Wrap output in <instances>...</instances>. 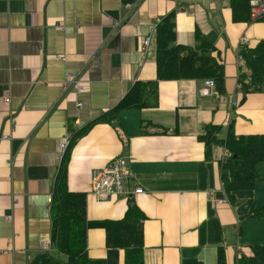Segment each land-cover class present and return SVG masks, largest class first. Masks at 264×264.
Segmentation results:
<instances>
[{"label": "crops", "instance_id": "crops-1", "mask_svg": "<svg viewBox=\"0 0 264 264\" xmlns=\"http://www.w3.org/2000/svg\"><path fill=\"white\" fill-rule=\"evenodd\" d=\"M173 13L177 45L195 48L198 32L214 48L223 94L202 95V80L157 82V26ZM243 38L250 48L264 42V18L235 21L231 0H0V264H37L45 254L68 263L55 249L51 211L61 145L135 86L143 107L96 124L70 150L68 188L86 194L87 220L121 221L133 200L145 218L144 264H219L221 254L239 264L264 245V218L253 216L264 206V163L255 188L232 199L222 182L231 152L215 144L207 157L200 140L207 125L221 128L218 141L231 124L236 137L264 136V93L244 96L239 85ZM68 75L85 91L68 87ZM120 158L128 189L144 193L97 199L93 171ZM87 254L125 264L104 228L88 230Z\"/></svg>", "mask_w": 264, "mask_h": 264}, {"label": "trees", "instance_id": "trees-1", "mask_svg": "<svg viewBox=\"0 0 264 264\" xmlns=\"http://www.w3.org/2000/svg\"><path fill=\"white\" fill-rule=\"evenodd\" d=\"M251 0H231L234 20L244 19L250 13ZM175 14L165 17L157 26V82L165 80H206L214 81L215 90L224 93L225 72L223 65L213 58L214 48L203 41L197 32L195 48L176 44ZM238 55L244 63L239 70V85L244 96L250 93H264V42L256 48L242 46ZM246 68L250 73L242 70ZM157 82L152 84L157 86ZM147 85V86H152ZM146 86V85H144ZM142 91L136 86L112 111L101 116L92 124L74 135L61 163L55 182L52 200L53 242L57 252L68 258L67 264H105L89 258L87 254V232L90 228H104L107 244L112 248L125 250V264H144L143 223L144 217L133 200L128 202V210L123 220L117 222H89L86 215L87 196L71 193L68 188V163L70 150L96 124H110L126 110L143 107ZM221 128L207 125L200 140L206 146L207 157H211V147L224 145L231 157L222 165V182L225 192L233 199L238 191L253 190L261 177L257 165L264 163V136L236 137L231 124L227 140L218 141ZM257 219L264 218V206L253 210ZM37 264H61L53 256L45 254L36 260ZM219 264L224 257L219 256ZM239 264H264V246H252V255L243 256Z\"/></svg>", "mask_w": 264, "mask_h": 264}, {"label": "built area", "instance_id": "built-area-1", "mask_svg": "<svg viewBox=\"0 0 264 264\" xmlns=\"http://www.w3.org/2000/svg\"><path fill=\"white\" fill-rule=\"evenodd\" d=\"M250 18L251 21L257 22L264 18V0H251L250 1ZM118 25H115V27ZM250 43L249 39L243 38V46H248ZM149 41L144 42V47L146 48ZM240 59V58H239ZM67 86L73 84V86L78 91H85V87L81 82L76 81L74 77L68 75ZM215 93V84L213 80H205L202 84L201 94L204 96H209ZM5 103L8 105L10 103V96L8 93L4 95ZM8 136L3 137V139H8ZM71 139L67 138L63 141L61 145V157L63 159L65 153L69 148ZM130 177L128 170V163L125 159H117L111 165L95 169L92 173V187L91 193L99 200H110L113 197H129L132 194H143L144 190L142 188H136L131 191L126 186ZM219 204H225L226 201H218Z\"/></svg>", "mask_w": 264, "mask_h": 264}, {"label": "rangeland", "instance_id": "rangeland-1", "mask_svg": "<svg viewBox=\"0 0 264 264\" xmlns=\"http://www.w3.org/2000/svg\"><path fill=\"white\" fill-rule=\"evenodd\" d=\"M250 9H251V5H250ZM249 17H250V13H249ZM250 20H251V18H250ZM239 58H240L239 60H241V57H240V56H239ZM263 246H264V245H263Z\"/></svg>", "mask_w": 264, "mask_h": 264}]
</instances>
